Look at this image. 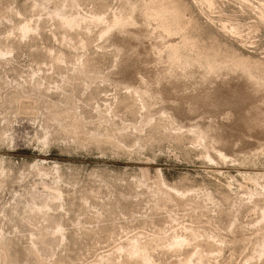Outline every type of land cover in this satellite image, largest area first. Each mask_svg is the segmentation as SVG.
Wrapping results in <instances>:
<instances>
[{"label":"rangeland","instance_id":"obj_1","mask_svg":"<svg viewBox=\"0 0 264 264\" xmlns=\"http://www.w3.org/2000/svg\"><path fill=\"white\" fill-rule=\"evenodd\" d=\"M136 1L0 0V250L5 255L0 264L117 263L123 260L120 246L137 235L153 238L156 232L154 237L171 239L174 233L190 234L192 228L203 251L208 242L213 248L205 252L210 254L204 264H264V256L252 254L264 242V134L249 133L241 119L254 103L263 105L262 97L243 101L233 90L240 74L225 76L223 71L215 87L219 101L227 104L221 100L217 108L197 107L194 113L181 105L178 124L158 114L162 103L154 100L147 104L156 117L144 123L148 108L133 89L141 85L140 76L148 78L163 68L148 57L155 39L129 40L114 27L115 19L135 14L137 25L131 30L156 28L155 17L145 19L132 10ZM146 1L153 6V0ZM154 2L179 10L184 34L173 38L179 47L183 44L184 58L200 60L202 66L208 60L228 65L245 60L248 71L264 84V0ZM58 8L78 24L62 22L55 15L62 14ZM125 42L135 52L131 61L122 62L117 44ZM202 66L192 69L196 76ZM199 80H186L193 86L187 94L202 92L195 85ZM214 122L220 133L225 129L227 142L218 150L228 154L226 161H210L189 132L194 124ZM162 182L179 188L186 198ZM45 205L49 208L35 211ZM34 247L37 255L31 252ZM161 252L153 254L159 263H178V255Z\"/></svg>","mask_w":264,"mask_h":264},{"label":"bare ground","instance_id":"obj_2","mask_svg":"<svg viewBox=\"0 0 264 264\" xmlns=\"http://www.w3.org/2000/svg\"><path fill=\"white\" fill-rule=\"evenodd\" d=\"M129 1V0H128ZM156 1V0H155ZM160 1V0H159ZM167 1V0H165ZM151 2V1H150ZM158 2V1H157ZM131 3V1L129 2ZM156 2H154L153 0V6L152 4L150 5V3L146 0H137L135 3H133V7L132 10L133 11H137L140 13V15L147 19V16H150L152 15L153 17H155L156 19V22H157V26H155L156 28L153 30H149L147 28V30H144L141 31H134L135 29L131 30V28H129V26L131 25H137V21L135 20V18L132 16L131 18L129 19H123L125 18L126 16H128V14L123 17V18H117L115 19V28H116V34L118 35H121L126 38H130L135 40V39H153L152 37H154L155 39V42H153V44H150V46L148 45V50L150 49L151 50V56L148 55V57H150V61L154 62L155 64L157 65H160V66H163L162 70H157L156 72L152 73L150 75V77L148 76V78H145L144 76H140L138 79L139 81H141V85L137 88H134L133 89V93L136 94V96L138 95L139 98L142 99V103L143 105L145 106V108H148V111H147V114L145 117H143V119L145 118V122L147 125H149L152 120H154L156 117V113H154L155 109L151 106L150 108V105H148L147 103L153 101L155 102L154 100H159L161 103H162V107L160 108L158 114H160L161 116L163 117H168V115L170 116L169 120H171L173 123H178V118L180 117L179 115H181V112L179 111L181 105H187V107L189 106V112L191 113H194V111L197 109V107H203L204 106V109L205 107L207 108L208 106L210 107H216L218 106L219 102L223 99H221L219 101V99L221 98L220 96L217 97L218 95L216 94L218 88H216L218 84V80H221L222 78H224L223 76V71H226L227 72V75L225 76H229V75H234L236 73H239L240 74V78H241V81L238 83V82H234L237 83V86L234 87L233 90L236 89L235 93L237 92L238 94H240V97L243 99V101L245 100H250V102H252L253 100L257 99L258 100V97H262V101H263V105L260 106V105H256L254 103V105L249 109V111H247L246 114H243L244 116L241 118L242 121L244 122V126L246 128V131L249 130L251 132H253L255 130V132L259 131L260 133L262 132L264 134V84H262L260 82V80L258 79V77H255L250 71H248V67H246L245 63L243 60H236L234 61L233 60V63L228 65V64H216V62H213L211 60H206L205 62V65L202 66L203 62L199 61L196 62V59L195 61L193 60H187L188 57L187 55H185V58L182 56L184 53L183 51H180L181 47H179L176 42H177V39L176 36L179 35L183 32V28L180 25L179 23V10L176 11V10H172L171 7H166V6H163L164 4L162 5H159L158 7H156ZM162 3V2H161ZM160 3V4H161ZM213 3V2H212ZM129 5H132L129 4ZM70 6V5H69ZM46 7V6H45ZM130 7V6H129ZM63 8V7H61ZM131 8H129V10H131ZM59 9V8H58ZM64 9V8H63ZM60 10V9H59ZM58 10V11H59ZM62 10V9H61ZM60 10V12H62ZM128 10V11H129ZM64 11V10H63ZM131 11V12H133ZM66 13V11L64 12ZM130 13V12H128ZM58 18L60 17V19L62 20V22H65L66 25L70 26V27H73V26H76L78 24V19H75V18H71L70 16H66L65 14H62L59 13V12H56L55 14ZM131 15V14H130ZM129 15V16H130ZM181 15V14H180ZM128 16V17H129ZM70 17V18H69ZM122 17V16H121ZM151 17V16H150ZM152 17V19H153ZM139 18V17H138ZM141 19V18H140ZM150 19V18H149ZM99 20V19H97ZM143 20V19H142ZM139 21V19H138ZM171 21H173L172 23H170ZM144 23V21H142ZM147 21L145 20V23ZM153 22H154V19H153ZM155 22V23H156ZM148 23V22H147ZM152 23V22H151ZM151 26L152 24H148L146 26ZM224 26V25H223ZM222 26V27H223ZM227 26V25H226ZM113 27V28H114ZM232 27V26H231ZM150 28V29H152ZM182 28V29H181ZM187 28V27H186ZM225 29H227L226 27H224ZM233 28V27H232ZM143 29V28H142ZM185 29V28H184ZM223 29V28H222ZM230 29V28H229ZM227 29V30H229ZM28 27L25 26V28L22 30L24 31V33H26V31L28 32ZM231 30V29H230ZM229 30V31H230ZM234 30V29H233ZM114 32V33H115ZM232 32V31H231ZM105 33V32H104ZM227 33H229L227 31ZM234 33V32H233ZM184 34V33H182ZM181 34V35H182ZM236 34V33H235ZM186 35V34H185ZM117 36V35H116ZM119 37V36H118ZM175 37V38H173ZM181 37V36H180ZM184 37V35L182 36ZM187 37V36H186ZM189 37V36H188ZM185 38V37H184ZM119 39V38H118ZM116 38V40H118ZM179 39V38H178ZM190 39V38H189ZM192 39V38H191ZM121 40V39H120ZM119 40V41H120ZM128 40V42H129ZM131 40V43L132 41ZM182 40V39H181ZM180 40V41H181ZM188 40V38L186 39ZM176 41V42H175ZM191 41V40H190ZM185 42V41H184ZM196 42V41H195ZM176 43V44H175ZM181 43V42H180ZM186 43V42H185ZM125 43H120V44H117L118 46V53H120L122 55V62L123 61H127L131 58V56L133 55L132 53L135 52V50L133 51L132 46L131 48H129V45H125ZM133 44V43H132ZM190 44V42H189ZM186 45V44H185ZM195 45V44H194ZM147 48V47H146ZM183 48V47H182ZM190 48V47H189ZM147 50V49H146ZM147 52V51H146ZM182 52V54H181ZM135 54V53H134ZM202 56V55H201ZM187 57V59H186ZM190 57H192L190 55ZM189 57V58H190ZM197 57V56H196ZM195 57V58H196ZM203 57V56H202ZM210 57V56H209ZM193 58V57H192ZM200 58V57H199ZM205 58V57H204ZM201 59V58H200ZM202 60V59H201ZM131 61V60H129ZM146 61V60H144ZM126 63V62H125ZM145 64L147 62H144ZM143 64V62H142ZM152 64V63H151ZM125 65V64H124ZM131 65V64H130ZM147 65V64H146ZM129 66V65H127ZM198 66V68H200L202 66V73L200 75H197L196 76V73L192 71V69L194 67ZM159 67V66H158ZM77 68V67H76ZM201 69V68H200ZM82 71V70H81ZM86 71V69H85ZM199 72V71H198ZM223 72V73H222ZM89 73V72H88ZM86 74V73H84ZM92 78L96 79L97 78V75L96 76H93L91 75ZM88 77H89V74H88ZM110 77V76H109ZM199 78V82L197 84H195L196 86L200 87L202 90V92H199V93H192V94H187V91L192 88L193 86L192 85H189L187 84L188 79H195V78ZM90 78V77H89ZM99 78V77H98ZM235 78V77H234ZM106 79V78H105ZM137 79V80H138ZM226 80V78H225ZM228 80V78H227ZM237 80V79H236ZM239 81V80H238ZM222 82V81H221ZM223 83H226L225 81ZM230 83V82H229ZM228 83V84H229ZM222 84V83H221ZM233 86V84H231ZM216 86V87H215ZM219 86V85H218ZM229 86V85H228ZM127 87V86H126ZM227 87V86H226ZM239 89H238V88ZM128 88L129 85H128ZM224 89V87H222ZM127 89V88H126ZM132 90V88H130ZM130 89H129V92H130ZM222 89V90H223ZM232 89V88H231ZM127 91V90H126ZM219 91V89H218ZM226 91V89L224 90ZM183 92V93H182ZM195 92V91H193ZM220 92V91H219ZM218 92V93H219ZM230 92H234V91H231ZM229 92V93H230ZM182 93V94H181ZM223 93V92H222ZM226 93V92H224ZM223 93V94H224ZM228 93H226L227 95ZM237 94V96H238ZM132 95V94H130ZM230 95V94H229ZM134 96V97H136ZM223 96V95H222ZM233 96V94H232ZM132 97V98H134ZM224 97V96H223ZM222 97V98H223ZM227 97L229 98V96H226L225 99H227ZM238 97V98H240ZM129 100L130 97H127ZM131 98V99H132ZM219 98V99H218ZM231 98V97H230ZM233 98V97H232ZM115 99V98H114ZM126 99V98H124ZM234 99V98H233ZM171 100L175 101L173 103H177L176 104V108H173L174 106L171 105L172 102H170ZM230 100V99H229ZM232 100V99H231ZM230 100V101H231ZM239 100V99H238ZM225 101V100H223ZM228 101V100H227ZM229 101V102H230ZM235 101V100H233ZM233 101L231 103H233ZM240 101V100H239ZM238 101V102H239ZM116 102V101H115ZM119 102V101H118ZM124 104H125V101H123ZM127 102V101H126ZM141 102V101H140ZM238 102H234L235 104V107H236V103L239 105ZM224 103V102H223ZM226 103V101H225ZM225 103H224V106H225ZM253 103V102H252ZM151 104V103H149ZM167 104H169L167 106ZM227 104V103H226ZM241 104H242V101H241ZM244 104V103H243ZM248 104H251V103H247L246 106H248ZM260 104V103H258ZM171 105V106H170ZM223 105V104H222ZM220 105V106H222ZM230 105V104H229ZM227 105V106H229ZM143 106V107H144ZM173 106V107H172ZM232 106V105H231ZM242 106V105H241ZM251 106V105H250ZM249 106V107H250ZM184 107V106H183ZM186 107V106H185ZM184 107V108H185ZM234 107V106H233ZM240 107V106H239ZM243 107V106H242ZM144 108V109H145ZM153 108V109H152ZM215 108V109H216ZM247 108V107H245ZM244 108V109H245ZM182 109V108H181ZM187 109V108H186ZM199 109V108H198ZM235 109V108H234ZM233 109V110H234ZM237 109V108H236ZM147 110V109H145ZM203 110V109H201ZM207 110V109H206ZM205 110V111H206ZM214 110V109H213ZM212 110V111H213ZM241 110V109H240ZM182 111V110H181ZM184 111V110H183ZM197 111V110H196ZM200 111V109H199ZM204 111V110H203ZM211 111V112H212ZM231 111V110H230ZM235 111V110H234ZM239 111V110H238ZM146 112V111H145ZM174 112V113H172ZM210 112V111H209ZM245 112V111H244ZM179 113V115H178ZM198 113V112H197ZM203 113V112H202ZM237 113L234 112L233 115ZM240 113V112H238ZM187 114V113H186ZM199 114V113H198ZM61 115V114H59ZM196 115V114H195ZM200 115V114H199ZM204 115V114H203ZM227 116V114H225ZM231 115V113H230ZM232 115V118L234 117ZM236 115V114H235ZM62 116V115H61ZM185 116V114H184ZM193 116V115H192ZM70 117V116H69ZM240 117V116H239ZM60 118V117H59ZM66 118V117H65ZM72 118V116L70 117ZM69 118V119H70ZM182 118V117H181ZM74 119V117H73ZM72 119V121H73ZM77 119V118H76ZM75 119V120H76ZM238 119V118H237ZM63 120H66V119H63ZM202 120V119H201ZM225 120V119H224ZM235 120V119H234ZM233 120V122H235ZM70 121V120H69ZM223 121V119H222ZM75 122V121H74ZM78 122V121H77ZM203 122V121H202ZM228 122V121H227ZM238 122V120H237ZM69 123V122H68ZM73 123V122H72ZM72 123L70 122V124L72 125ZM76 123V122H75ZM149 123V124H148ZM206 123V122H205ZM210 123V122H209ZM213 123V121L211 122ZM220 123V121H219ZM236 123V122H235ZM241 123V122H240ZM65 125L67 124V122L64 123ZM78 124V123H77ZM75 124V125H77ZM179 124V123H178ZM193 124V123H192ZM233 124V123H232ZM69 125V124H68ZM145 125V124H144ZM217 125V124H216ZM215 125V122L214 124H201V123H197V124H194L189 132H192V134L196 137L197 141L200 143V145H202V147L204 148V151H205V154L207 155V158L213 160V159H217V160H225L228 158V154H225V152L223 153L221 150H218L219 147L218 146H223V145H226V142H225V139L224 137L225 136H222L224 135L223 131L225 130H221L223 134L220 133V125L219 126H216ZM223 125V124H222ZM231 125V124H230ZM236 125V124H235ZM242 125V126H243ZM184 126V125H183ZM234 126V124H233ZM232 126V127H233ZM237 126V125H236ZM239 126H241L239 124ZM70 127V126H68ZM142 127V126H141ZM182 127V126H181ZM231 127V126H230ZM76 128V127H75ZM224 128V127H223ZM222 128V129H223ZM227 128V127H226ZM240 128V127H239ZM68 129V128H67ZM70 129V128H69ZM138 129V128H137ZM140 129V128H139ZM230 129V128H229ZM235 129H237L235 127ZM182 130V129H181ZM228 130V129H226ZM231 130V129H230ZM233 130V129H232ZM231 130V131H232ZM241 129H238L237 131H240ZM253 130V131H252ZM74 131V130H73ZM140 131V130H139ZM187 131V130H185ZM230 131V132H231ZM225 132V131H224ZM241 132H244V131H241ZM233 133V132H232ZM254 133V132H253ZM95 135V134H94ZM98 135V134H96ZM95 135V136H96ZM100 135V134H99ZM134 135V134H133ZM232 135V134H231ZM242 136V135H241ZM94 137V136H93ZM231 138V136H229ZM96 139L98 138L95 137ZM94 138V139H95ZM226 138V137H225ZM244 138V137H243ZM228 139V137H227ZM240 139V138H239ZM241 140V139H240ZM232 141V139H231ZM234 141V140H233ZM229 142H230V139H229ZM231 143V142H230ZM229 145V143H227ZM227 145V146H228ZM234 145V143H233ZM119 146V145H117ZM190 146V145H189ZM120 147V146H119ZM224 147V146H223ZM121 148V147H120ZM222 148V147H221ZM264 148V147H263ZM225 150V149H224ZM234 161V160H233ZM4 163V162H3ZM216 163V162H215ZM1 165V164H0ZM38 166V165H37ZM210 166V165H209ZM40 167V166H39ZM220 167V166H219ZM57 168V167H56ZM3 169V168H2ZM58 169V168H57ZM224 171V170H223ZM160 172V171H159ZM161 173V172H160ZM219 173V172H218ZM221 174V173H220ZM251 175V174H250ZM255 175V174H253ZM249 176V175H248ZM264 176V175H263ZM262 176V177H263ZM160 177V175H159ZM250 177V176H249ZM256 177V176H255ZM260 177V176H259ZM163 178V177H161ZM159 178V180L161 179ZM244 178V177H243ZM251 178V177H250ZM254 178V177H253ZM264 178V177H263ZM259 179V178H258ZM163 180V179H162ZM255 180H253L254 182ZM161 182V181H160ZM257 182V180H256ZM255 183V182H254ZM258 183V182H257ZM163 186L168 188V190L173 193L174 195H177V196H181L183 197L184 199L186 198L185 195H183L182 192H180L175 186L174 188H169L167 183H164L162 182ZM161 185V183H160ZM259 185V184H258ZM162 186V185H161ZM173 186V185H172ZM154 190V189H153ZM158 190V189H157ZM162 190L164 189H161V194H162ZM160 191V190H159ZM168 191V192H169ZM184 191V190H183ZM264 191V186H263V190ZM156 192V191H155ZM158 192V191H157ZM169 192V193H170ZM187 192V191H186ZM154 193V192H153ZM165 193V192H164ZM168 193V194H169ZM196 193V192H195ZM259 193V192H258ZM156 194V193H155ZM159 194V193H158ZM160 194V195H161ZM167 194V193H166ZM165 194V196H166ZM189 194V193H188ZM192 194V193H191ZM261 193H259L260 195ZM183 195V196H182ZM211 195V194H209ZM208 195V196H209ZM264 195V194H262ZM62 196V195H61ZM158 196V195H157ZM187 196V195H186ZM197 196V195H196ZM261 196V195H260ZM57 200L60 199V193L57 191L56 193V196H55ZM158 197H161V196H158ZM162 197H163V194H162ZM168 197V195H167ZM172 197V196H171ZM264 197V196H263ZM179 198V197H178ZM183 198L181 200H183ZM212 198V197H211ZM260 198V197H259ZM163 199V198H162ZM166 199V198H165ZM165 199L161 200V202H163ZM194 199V198H193ZM210 199V198H209ZM208 199V200H209ZM263 199V198H262ZM177 200V199H176ZM180 200V199H178ZM180 200V201H181ZM207 200V199H206ZM166 201V200H165ZM164 201V202H165ZM168 201V200H167ZM171 201V200H170ZM169 201V203H170ZM174 201V199H173ZM179 201V202H180ZM211 201V200H210ZM176 202V201H175ZM197 202V201H196ZM158 203V202H157ZM160 203V202H159ZM158 203V204H159ZM167 203V202H166ZM183 203V202H182ZM190 203V202H187L186 205ZM264 203V201H263ZM177 204V203H176ZM193 204V203H191ZM166 205V204H165ZM171 205V203L169 204ZM174 205V204H173ZM178 205H182V204H178ZM197 204H195L196 206ZM160 206V205H159ZM185 206V205H183ZM194 206V205H193ZM199 206V205H198ZM178 207V206H177ZM186 207V206H185ZM184 207V208H185ZM191 207V205H190ZM201 207V206H200ZM46 208H49L48 205H45L43 206L42 208H36L35 211L36 212H42L44 209ZM161 208V207H160ZM163 208V206H162ZM165 208H167L165 206ZM188 208V207H187ZM199 208V207H198ZM262 208V207H260ZM259 208V209H260ZM191 209H193L191 207ZM188 211V210H187ZM213 211V210H212ZM261 214H262V217H264V209L261 210ZM264 221V219L262 220ZM183 227V226H182ZM189 227V226H188ZM173 228V226H172ZM175 228V227H174ZM185 229H186V226H185ZM193 229V228H192ZM191 229V231H192ZM61 229V226L60 225H57L56 228H55V231L56 233L60 232ZM160 230V229H159ZM174 230V229H173ZM188 230V229H186ZM163 231V229L161 230V232ZM166 231V230H165ZM168 231V230H167ZM172 231V230H171ZM182 232V229L180 230ZM185 232V230H183ZM190 231V230H188ZM190 231V234L188 235H185V236H178V235H172V238L169 240L168 237L165 238H157V237H154L155 234H157L155 232V234H151L153 236V238H150L149 236L150 235H142V236H138L137 237H134L132 238L131 240H129L124 246H120L118 252L121 254V256L123 255V260H120L119 259H116L117 263H113L111 262L110 260L108 262H104L103 264H162L164 262H158V260L156 261L153 254L156 253L157 255V251H162L161 253L164 252V254L168 255L169 253L172 255L175 254V255H178V263L176 264H204V261L206 259L209 258L208 254H205V252H211L210 249L212 250L213 248H211V244L208 242V243H205V240H204V237H203V243L207 244L205 245L207 248H208V251H203L202 250V247H200V245H198V243L196 242L198 239L196 238L197 235H195L194 233H192ZM194 231V229H193ZM62 232V231H61ZM60 232V233H61ZM179 232V231H177ZM197 232V231H196ZM160 233V232H159ZM186 233V232H185ZM206 233V232H205ZM204 233V236L206 235ZM59 234V233H58ZM163 234V232H162ZM165 234V233H164ZM167 234V232H166ZM171 234V232H170ZM180 234V233H179ZM182 234V233H181ZM199 234V233H198ZM208 234V233H207ZM141 235V234H140ZM211 233H210V236L211 237ZM170 237V235H167ZM148 237V238H147ZM159 237V236H158ZM162 237V236H161ZM200 237V236H199ZM206 238V236H205ZM217 238V237H216ZM210 239H213V238H210ZM209 239V240H210ZM127 240V239H126ZM125 240V241H126ZM200 240V239H199ZM202 240V238H201ZM200 240V241H201ZM208 240V239H206ZM218 240V238L216 239ZM262 240V239H261ZM198 241V242H200ZM220 241V240H219ZM222 241V240H221ZM264 241V239H263ZM212 242V241H211ZM202 243V241H201ZM216 243V241H215ZM214 243V244H215ZM220 243V242H219ZM223 243V242H222ZM221 243V244H222ZM218 244V243H216ZM213 245V244H212ZM215 246V245H214ZM256 246V245H255ZM192 247V248H191ZM205 247V248H206ZM2 248L1 244H0V249ZM190 248V249H189ZM217 249V246L215 247ZM215 250V249H214ZM255 252L252 253V254H255L257 256V259H261L263 256H264V242L263 243H260V245L258 244V246H256V248H254ZM33 254H38V251L37 249L34 247L32 248V251H31ZM117 252V253H118ZM219 252V251H218ZM213 253V252H212ZM215 253V252H214ZM174 255V256H175ZM102 256V255H101ZM112 256V255H111ZM211 256V255H210ZM216 256V253L215 255ZM255 256V257H256ZM5 255L4 253L0 250V263L3 261ZM253 257V258H255ZM111 258V257H110ZM176 258V256H175ZM214 258V257H213ZM212 258V260H213ZM252 258V259H253ZM106 259V258H105ZM250 259V258H249ZM264 259V258H263ZM112 260V259H111ZM254 260V259H253ZM252 260V261H253ZM256 260V259H255ZM249 261V260H247ZM251 261V262H252ZM257 261V260H256ZM260 261V260H259ZM102 262V261H100ZM209 262V261H208ZM207 262V263H208ZM174 263V264H175ZM249 263V262H248ZM47 264V263H45ZM52 264V263H51Z\"/></svg>","mask_w":264,"mask_h":264}]
</instances>
